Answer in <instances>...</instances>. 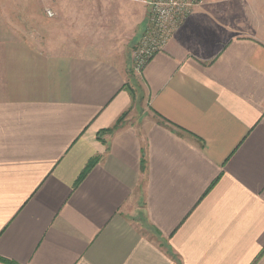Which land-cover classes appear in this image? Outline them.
Here are the masks:
<instances>
[{
    "label": "crops",
    "instance_id": "0c3cea01",
    "mask_svg": "<svg viewBox=\"0 0 264 264\" xmlns=\"http://www.w3.org/2000/svg\"><path fill=\"white\" fill-rule=\"evenodd\" d=\"M33 1L0 0V264H264V0H203L139 78Z\"/></svg>",
    "mask_w": 264,
    "mask_h": 264
},
{
    "label": "rangeland",
    "instance_id": "374dc122",
    "mask_svg": "<svg viewBox=\"0 0 264 264\" xmlns=\"http://www.w3.org/2000/svg\"><path fill=\"white\" fill-rule=\"evenodd\" d=\"M34 1H38L39 6H43L45 11L50 10L52 13V17H48L45 13L43 22L39 18L38 26L34 20L29 30L35 38H39V43L46 50L63 52L84 48L92 49V47L105 49V47L114 43L116 49L124 47L123 51L130 59L131 74L135 73L136 78H139V74L142 73L144 67L156 55L145 61L140 72L134 70L132 61L134 51L140 46L143 37L148 32L146 31L148 23L150 24L149 0ZM202 2L203 0H200V4ZM195 7L188 14V17ZM137 18L141 20L140 31L143 30L141 35L134 34L136 25H139L135 22ZM181 25H179V28ZM179 28H175L171 34H167L169 42ZM132 34L134 35L130 39ZM168 43L166 41V46ZM166 46L159 53L163 52ZM134 100L142 101L144 99H139L138 93L134 91ZM141 105H144V101L141 102Z\"/></svg>",
    "mask_w": 264,
    "mask_h": 264
},
{
    "label": "built area",
    "instance_id": "2783aa9c",
    "mask_svg": "<svg viewBox=\"0 0 264 264\" xmlns=\"http://www.w3.org/2000/svg\"><path fill=\"white\" fill-rule=\"evenodd\" d=\"M151 14L150 24L146 29L140 46L134 51V70L140 72L147 59L159 53L169 42L167 34H171L175 28L186 20L191 10L200 4V0H149ZM48 17H52L50 10L45 11Z\"/></svg>",
    "mask_w": 264,
    "mask_h": 264
}]
</instances>
